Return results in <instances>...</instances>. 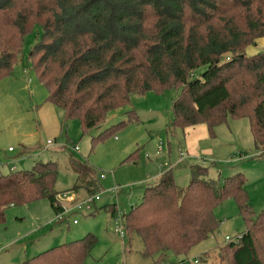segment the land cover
Segmentation results:
<instances>
[{
	"label": "trees",
	"instance_id": "obj_1",
	"mask_svg": "<svg viewBox=\"0 0 264 264\" xmlns=\"http://www.w3.org/2000/svg\"><path fill=\"white\" fill-rule=\"evenodd\" d=\"M37 27L28 60L46 102L77 120L82 132L96 129L105 116L128 104L129 96L179 89L165 133L203 125L208 138L230 121L246 120L257 158L264 154V52L246 49L264 37V0H0V80L8 76L24 38ZM203 71L197 73V70ZM102 131V140L131 122L135 113ZM124 163L135 164V153ZM180 191L172 173L147 186L139 203L121 215L124 235L136 236L141 255L156 264H204L210 254L186 258L217 231L214 210L233 201L244 231L215 252L217 264H264V209L255 214L236 173L221 182L206 169L190 168ZM54 163L0 176V225L5 210L45 199L54 215ZM98 190L93 171H76L72 192ZM114 217L116 209L109 206ZM92 215V214H90ZM96 237L50 247L20 264H83ZM175 262H167L168 257Z\"/></svg>",
	"mask_w": 264,
	"mask_h": 264
},
{
	"label": "rangeland",
	"instance_id": "obj_2",
	"mask_svg": "<svg viewBox=\"0 0 264 264\" xmlns=\"http://www.w3.org/2000/svg\"><path fill=\"white\" fill-rule=\"evenodd\" d=\"M39 34V28L35 27L24 38L17 62L10 74L0 80V176L10 170L28 171L35 163L50 162L57 169L53 186L57 196L72 193L76 203L94 196L99 200L90 211L69 210L70 206L61 201L69 211L60 223L45 199L9 207L5 210L4 224L0 225V264H20L85 234L94 235L96 244L83 264H156L154 258L142 257L138 237L124 235L120 239L114 233V221L138 204L143 190L156 182L154 170L172 166L170 172L180 191L189 182L190 162H180L183 139L179 131L173 136L164 131L171 121V104L179 89L131 95L126 106L109 112L96 129L82 132L77 120L63 121L61 110L46 102V91L32 71L28 55ZM256 44L245 50L248 56L264 52ZM202 71L200 68L197 73ZM129 111L135 113L138 122L128 123L112 134H104L101 141L91 143L102 131L125 121ZM47 141L54 144L46 147ZM207 142L213 146L212 157L191 167L206 169V178L219 182L242 173L250 207L258 214L264 209V154L260 159L256 157L247 121L229 120L216 127L214 137ZM158 143L162 144L159 155ZM202 147L205 148V143ZM8 149L13 152L8 153ZM134 153L135 164L123 162ZM83 165L93 171L98 184V190L91 196L82 189L71 191L76 171ZM113 189L115 192H111ZM111 205L115 206V217L108 212ZM214 216L220 221L217 231L194 246L187 259L207 253L210 256L204 264H217L214 255L225 243L224 238L235 241L245 229L230 199L214 210ZM168 261L174 263L175 258L170 256Z\"/></svg>",
	"mask_w": 264,
	"mask_h": 264
},
{
	"label": "crops",
	"instance_id": "obj_3",
	"mask_svg": "<svg viewBox=\"0 0 264 264\" xmlns=\"http://www.w3.org/2000/svg\"><path fill=\"white\" fill-rule=\"evenodd\" d=\"M256 43H258L262 48H264V37L256 40L254 44L255 46L257 45ZM176 133L178 132L175 131L173 135H175ZM179 135L182 137L184 142V145L181 147L183 156L181 157L180 162L184 160H188L190 162V165L188 166V174H189L190 173L189 169L191 168V166L198 165L197 164L198 161L203 162L204 159L206 160L208 157H212L213 146L211 144L210 146L207 142L209 141L210 138H208L206 129L203 125L186 128L183 132L179 131ZM204 143H205V148L202 147ZM156 150H157V146H156ZM7 152L12 153L13 151L10 150ZM159 152L157 155H159ZM171 168L172 166L163 167L157 171L154 170L153 179L156 178L157 180L164 172L172 170Z\"/></svg>",
	"mask_w": 264,
	"mask_h": 264
},
{
	"label": "built area",
	"instance_id": "obj_4",
	"mask_svg": "<svg viewBox=\"0 0 264 264\" xmlns=\"http://www.w3.org/2000/svg\"><path fill=\"white\" fill-rule=\"evenodd\" d=\"M54 143L51 141H47L46 142V147H49L51 145H53ZM162 148V144L158 143L157 144V150L156 152L158 153ZM74 150H76V148H74ZM7 151H10V149H8ZM183 154L180 153V157H182ZM111 192H115V189H113ZM72 193L71 194H62L59 196H55V203L54 206L60 208L61 212L57 213L55 215V220L56 222H61L63 220L62 216L69 210H80V209H85L90 211L92 209V206L94 204V202L98 201L99 198L97 196L94 197H89L87 200L82 201L80 203H76V201L74 200V197H72ZM61 201L63 203H65L66 205L70 206L69 210H66L63 205H61ZM116 216V214H115ZM114 216V217H115ZM73 224H75V222H73ZM122 220H121V216L118 215L117 217H115V221H114V233L120 238L123 239L124 238V230H123V226H122ZM225 240H227V238H225Z\"/></svg>",
	"mask_w": 264,
	"mask_h": 264
}]
</instances>
